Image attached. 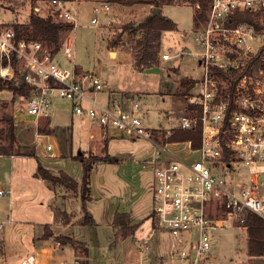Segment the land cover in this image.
<instances>
[{
    "label": "built area",
    "instance_id": "obj_1",
    "mask_svg": "<svg viewBox=\"0 0 264 264\" xmlns=\"http://www.w3.org/2000/svg\"><path fill=\"white\" fill-rule=\"evenodd\" d=\"M50 2L54 20L77 26L66 0ZM34 9L42 11L40 5ZM1 10L0 80L21 79L30 87L27 96L21 95L26 100L15 117L49 119L57 99H65L73 114L88 121L90 140L118 134L150 139L160 148V156L145 159L154 171L152 218L171 238L169 254H160L158 264H208L216 230L246 226L249 212L264 218V0H210L205 23L195 36L202 74L180 125L164 129L165 138L144 122L136 97L115 93L99 102L96 94L105 88L102 77L63 63L74 57V28L53 51L42 39L19 37L13 23L4 25ZM94 10L114 18L115 7L109 2ZM247 15L254 20L244 18ZM91 23L100 24L97 14ZM172 56L166 52L163 59ZM199 127L201 144L193 147L188 141V156L168 149L174 129ZM35 145L57 156L54 135L37 132ZM12 194L11 186H0V196ZM11 222L0 220V255ZM137 244L143 261L152 242L142 239ZM20 264H39L38 256L29 253ZM75 264L84 263L76 259Z\"/></svg>",
    "mask_w": 264,
    "mask_h": 264
},
{
    "label": "rangeland",
    "instance_id": "obj_2",
    "mask_svg": "<svg viewBox=\"0 0 264 264\" xmlns=\"http://www.w3.org/2000/svg\"><path fill=\"white\" fill-rule=\"evenodd\" d=\"M19 1L14 11L0 6V11L3 9L6 15L3 17L4 25L16 21L21 23L27 21L32 5L42 7L41 15L49 16L52 12L50 0ZM66 2L76 13L77 26L73 29L75 36L74 57L71 62L64 60L63 63L70 67L75 64L78 69L85 68L95 71L108 87L133 90V96L141 104L143 120L149 126H158L162 123L165 128H160L164 130L180 125V116L187 112L190 96L196 88L193 80L202 74L197 53L200 48L196 44L195 36L205 22L195 25L194 16L198 6L184 0L162 7L161 12L175 20L179 28V30L163 31L161 38V53L169 52L173 57L163 59L160 55L159 65L139 70L127 60L117 61L113 58L114 55L110 57L105 49L123 48V42H126L128 49H131L134 38L128 31L123 33L116 46L112 45V41L117 38L124 24L141 21L148 15L151 12L150 5L120 6L110 0H66ZM105 2H109L115 7L112 13L114 18L94 10V7ZM13 12L18 13L17 20L12 18ZM95 14L100 19L98 26L91 23ZM1 19L2 16H0ZM180 31H185L187 36H181ZM67 32L62 33L61 40ZM139 35L138 33L137 37ZM186 47L191 48V51L187 52ZM173 65L180 66L183 71L181 75L187 71L190 76L186 78L178 75L167 77L165 68L168 71L177 70L176 67H170ZM8 90L6 88L5 91H0V97L5 96L0 99V138L2 140L0 143L5 146L13 143L11 150L16 153L37 151L35 145L37 132H40V127H46L50 120L41 119L37 122L23 120L14 125L15 129L12 135L9 130L11 122L6 119V114H13L14 111L23 109L26 97L20 94L18 96L15 93H13L15 96L12 97V92ZM10 97H12V102L9 101ZM97 99L99 102L105 103V98L100 95L97 96ZM57 101L58 105L54 108L52 122L53 124L68 125L71 131L62 132L57 129L53 133L43 132L54 135L59 144L58 148L60 147V155L58 153L57 156H51L47 152L38 150L41 158L47 156L43 159L51 172L59 173L64 170L75 179L82 181V163L73 156L78 152H84L87 157L91 154L104 157L94 163L90 174V181L91 178L93 180L91 199L87 202V208L92 216L90 224H83L84 209L80 191L68 190L73 199L79 200V202L67 201L68 210L74 208L81 214L76 219L77 225L74 227L76 236L81 240L75 246V253L79 254L84 264H116L121 260H125L128 264H138L141 255L137 242L142 239H150L155 243L156 248L151 254V259L148 258L150 261L148 262L157 264V253L169 254L171 238L168 233L159 230L152 223L150 212L153 209L154 171L145 159L160 156L162 154L160 148L150 139L126 138L125 136L113 138V142H110L107 150L105 140L95 142L90 140L87 132L88 121L73 114L68 100L58 98ZM159 131L156 133L160 135ZM152 139L156 141L155 138ZM168 149L181 157L189 155L188 144L184 142L170 143ZM129 161L137 163L139 173L134 182L124 174L125 171L121 170V168L125 169L122 166ZM37 164L38 159L35 156H17L14 160L0 156V183L2 186H5V182L15 185L11 198L0 196V220H12V223H8L5 228V232L12 230L6 235L7 245L3 246L0 262L7 260L9 264H14L15 261L19 263L27 252H34L33 248L38 245L64 247L62 243L61 245L57 243L56 238L57 234H64L62 225L52 228L51 231L54 235L44 240L48 235V230L45 225L34 223L35 221H51V209L55 204L53 195L55 191L59 192L58 185L63 187L62 184H54L38 178V175H35ZM242 177L246 178V174L242 173ZM127 206L133 209V222L139 223V227L134 236L114 244L115 229L113 223L110 224V219L115 208L122 209ZM60 217L65 218L62 214ZM152 245L154 244L152 243ZM86 256L88 260H86ZM207 263L264 264V255L249 256L247 226L235 224V226H225L214 232ZM145 264L148 263L145 262Z\"/></svg>",
    "mask_w": 264,
    "mask_h": 264
},
{
    "label": "trees",
    "instance_id": "obj_3",
    "mask_svg": "<svg viewBox=\"0 0 264 264\" xmlns=\"http://www.w3.org/2000/svg\"><path fill=\"white\" fill-rule=\"evenodd\" d=\"M112 3H116L122 6H131L135 4L150 5L151 12L146 15L141 21L129 22L123 25L121 32L118 34L117 38L112 41V45L116 46L119 44L121 37L124 32L128 31L129 34L134 38L131 45L132 59L134 67L139 70H145L150 67L159 65V58L161 52V38L163 31L165 30H177L178 24L175 20L170 18L161 12L164 5L173 4L175 2H182L184 0H110ZM192 4H199L195 11V25H200L207 18V10L209 8L210 0H188ZM19 0H0V6L14 11L19 4ZM160 8L158 14H154V8ZM14 13V12H13ZM12 13V14H13ZM11 14V16H12ZM16 18L12 16L15 20L18 19V13ZM241 17H237L240 19ZM249 20H254L255 17L247 15ZM8 25V24H5ZM15 29L18 32L19 37H26L31 39H42L48 43L53 51H57L61 45V36L65 31L72 30L74 25L70 22H56L53 16H44L36 12L34 6H31V11L29 13V18L25 22L16 21L13 23ZM140 34L137 37V34ZM199 80H193L195 85ZM1 88H7L13 91L15 94H20L27 96L30 92V87L23 80L18 79L17 81H1ZM14 118H11V134L13 135ZM59 127H54L50 123L46 127H40V132H55ZM62 132L68 131L69 127H64L60 129ZM162 133L164 137L165 130L154 129V132ZM165 138V137H164ZM169 142L177 141H190L193 147H198L201 144V127L196 130L189 129H174L173 134L168 139ZM13 146V143L10 144ZM9 146V147H10ZM7 147L0 145V153L8 154L12 147ZM31 155H36L35 151H30ZM108 156V155H107ZM75 159H79L83 167V177L82 181L79 183L72 175L64 170H61L58 174L52 173L48 168H46L40 161H38L36 175L43 177L44 179L52 182L59 183L65 187L80 191L81 199L84 209V219L83 224H90L92 222V216L87 208V202L91 199V186H90V174L95 162L103 159L104 157H98L93 154L86 156L85 153L78 152L73 156ZM109 157V156H108ZM64 215L67 220H69L67 213L57 212L56 219L60 218V215ZM153 226H156L154 218H152ZM247 233H248V253L251 257L263 256L264 255V218L260 215L249 212L246 221ZM46 230H48V235L45 238L53 235L49 225H45ZM113 227L115 229V239L114 244L119 243L122 240L127 239L130 236H134L139 227V223H133L131 215L128 212H116L113 219ZM57 240L61 243H72L78 244L79 240H76L67 235H57Z\"/></svg>",
    "mask_w": 264,
    "mask_h": 264
},
{
    "label": "crops",
    "instance_id": "obj_4",
    "mask_svg": "<svg viewBox=\"0 0 264 264\" xmlns=\"http://www.w3.org/2000/svg\"><path fill=\"white\" fill-rule=\"evenodd\" d=\"M178 30H179V28H178ZM180 34L183 37H186L187 36V34H186L185 31H180ZM122 47L123 48H118V49H115V50L112 49L113 47L111 49L106 48L105 51L109 54L110 57H113L112 55H114L113 58H115L117 61H119V60L120 61L127 60L134 67L133 60H132V53H131L130 49L127 48L126 42H123L122 43ZM186 51L187 52H190L191 51V48L186 47ZM164 53H166V52H164ZM164 53H161L160 52V55H161L162 58H163V54ZM199 65H200V60H199ZM170 67H176L177 70H173V71L169 70L168 71V70H166L167 68H165V71L167 73V75H166L167 77H172L173 75H178L180 77H183V78L185 77L186 78L187 76H190L187 73V71H184V74L181 75L183 73V71H182V69L180 68L179 65H173V66H170ZM80 68H82V67H80ZM82 69H79V70H81V71H91V70H88V69H85V68H82ZM199 78H200V76H198L197 79L199 80ZM1 81L2 80H0V85H1ZM197 83H196V87H197ZM5 90H6V88H1L0 87V91H5ZM8 91H11V90H8ZM11 92H12V94L14 93L13 91H11ZM115 93L116 94L118 93V95L119 94H122V95H125V96H129V95L133 96V93L134 92H133V90H131L129 88L120 90V88H113V87L111 88V87H108V86L105 85L104 90H102L101 92L97 93L96 94V97L98 95H100L101 97L105 98V101H106L110 94H115ZM17 95L19 96V94H17ZM14 96L15 95L13 94L12 97H14ZM1 97H5V96H1ZM1 97H0V99H1ZM12 97H10V99H9V101H11V102H12ZM6 98H8V97H6ZM57 105H58V101L56 102V106ZM56 106H55V108H56ZM16 111H18V110H16ZM16 111H14V113ZM14 113L13 114H10V113L9 114H6V119L10 120L11 118H14L15 119L14 120V124L15 125L18 124V123H20L23 120L24 121L25 120L26 121H30L31 120V121L37 122L34 118L29 117V116H26V115H20L21 117H19V115H18L17 117H15L14 116ZM49 120H50L49 123L52 124L51 126H56V127H59L60 129L61 128H64V127H69L68 125L53 124V122H52V116L49 118ZM0 125H1V123H0ZM147 125H149V124H147ZM150 127L151 128H154V129L155 128H160V127H164L165 128V126H163L162 123H160L158 126H150ZM172 127H176V126H172ZM9 130H8V132H9ZM87 132H89V126H88V131ZM122 137H125V136H120L118 134H114V135H111L109 137H106L105 139L97 140V141H103V140H105V144H106L105 146H106V149L108 150L109 145H110V142L111 143L113 142V140H112L113 138H116L117 139V138H122ZM8 138H10V137L8 136ZM126 138H128V137H126ZM55 139H56V137H55ZM0 141H2L1 138H0ZM93 142H95V141H93ZM177 142H184V143H187V144L189 143L188 141H177ZM57 143H58V141H57ZM171 143H175V142H171ZM0 145H3V144L0 143ZM9 146L10 145H7V147H9ZM58 146H59V144H58ZM10 147H13V146H10ZM58 151H59L58 153L60 155V147H59V150ZM29 153H30V151L29 152H24V153H16V152H14L13 150L10 149L8 154L0 153V156H6L8 158H11L12 160L16 159L17 156H25V157H27V156L28 157L29 156H35V155H31ZM35 153L37 155L35 157L38 159V161H40L46 168H48L50 170V168L46 165L47 164L46 161L43 159L44 157H47V156H43L42 155L43 157L41 158V154H40V152L38 150L35 151ZM44 155H46V154H44ZM141 166L143 167L142 164H141ZM122 167L125 168V169H122L120 167L122 171H125L124 174L125 175H128L130 177L131 181L134 182L135 179L138 177V173H139L138 170H137L138 169L137 168V163L136 162H132V161L130 162L129 161V162L125 163ZM57 173H54V174H57ZM82 175H83V172H82ZM38 178H42L43 180H46V179H44L41 176H38ZM77 181L80 182L81 180H77ZM50 184H52V183H50ZM4 185L5 186H11L13 188V193H14V190H15L14 189V186L15 185L13 183H11V182H5ZM0 186H2V183H0ZM90 186H91V188L93 187V180H92V178H91V181H90ZM58 188H59L58 189L59 192L55 191V194L53 195V197L55 198V200H54V203L55 204L53 205V209H51V221H49V222L35 221L34 223H36V224H42V225H49L50 228H51V230H52V228H55V226L62 225L63 226L62 227V231H64L63 232L64 234H61V235H67V236H70V237H72V238H74L76 240H80L76 236V234H75L74 227L77 225L76 219L79 218L81 216V214L78 213L74 208L73 209L70 208L68 210V208L66 206L67 201H71V202L72 201H74V202L78 201L79 202V200L73 199L72 196L70 195V191H68L69 188L65 187L64 185H63V187L61 185H58ZM12 196H13V194L10 195L9 197L11 198ZM78 198H79V196H78ZM57 212L67 213L69 220H67V218H61V217H60V219H58V218L56 219V213ZM116 212H128L131 215V219H132V222H133V218H134L133 209L130 206H127V207H124L122 209H119V207L115 208L114 213H113V215H112V217L110 219V224L113 223L114 215H115ZM150 214H151V212H150ZM133 223H136V222H133ZM11 230L12 229L8 230V232H10ZM8 232H5V234H4V244L5 245H7L6 244V235L8 234ZM53 235H54V233H53ZM57 235H60V234H57ZM44 240H47V238H45ZM58 242H60V241L57 240V243ZM152 243L154 245H152L151 253L147 257H145V259H143V261H140V263H138V264H145V262L149 264L150 261L148 260V258L151 259V254H152L154 248H156L155 243L154 242H152ZM62 244L64 246L63 248L59 247L58 245L57 246L38 245V246H35L33 248L32 251H34V252H27V254H29V253H35L38 256L39 264H61V263H63V264H75L76 259H81L79 257V254H76L75 253V246H77V244H75V245L72 244V243H62ZM60 245H61V242H60ZM26 255H24V257ZM157 255L158 256H157L156 259H159V255L160 254L157 253ZM86 258H87V256H86ZM86 260H88V258ZM20 263H21V261L19 263L17 261H15L14 264H20ZM156 263L158 264V261ZM0 264H9V261L4 260L3 262H0Z\"/></svg>",
    "mask_w": 264,
    "mask_h": 264
},
{
    "label": "water",
    "instance_id": "obj_5",
    "mask_svg": "<svg viewBox=\"0 0 264 264\" xmlns=\"http://www.w3.org/2000/svg\"><path fill=\"white\" fill-rule=\"evenodd\" d=\"M160 12V8H158V7H155L154 8V14H158ZM200 264V263H199Z\"/></svg>",
    "mask_w": 264,
    "mask_h": 264
}]
</instances>
